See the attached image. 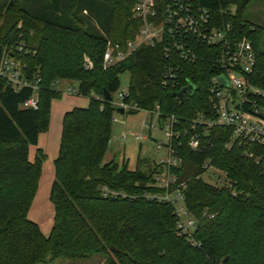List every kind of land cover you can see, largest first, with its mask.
Returning a JSON list of instances; mask_svg holds the SVG:
<instances>
[{
    "label": "trees",
    "instance_id": "16d2710c",
    "mask_svg": "<svg viewBox=\"0 0 264 264\" xmlns=\"http://www.w3.org/2000/svg\"><path fill=\"white\" fill-rule=\"evenodd\" d=\"M29 1L0 0V50L13 49L24 75L40 78L39 106L32 109L21 106L32 87L17 90L0 76V264H50L97 254L105 264H264V144L237 140L229 127L192 128L200 115L213 118L208 88L220 48L198 46L193 63L143 47L105 66L108 39L125 48L139 28L135 0H31L36 9ZM197 1L231 23L236 36L251 40L264 76V28L246 18L253 0ZM232 6L233 12L222 13ZM127 71L122 101L138 109L125 114L158 108L161 116L179 119L173 145L182 163L172 167L177 182L170 189L185 183L197 244L178 228L174 203L145 195L165 191L156 185L155 170L103 161L117 111L113 96ZM57 80L77 81L90 101L64 114L50 192L54 223L46 236L28 217L43 158L40 153L30 160L29 147L49 127L52 100L62 93L53 87ZM190 82L194 90L180 100L176 93ZM193 133L201 140L196 150L188 145ZM210 167L225 173L224 184L203 179Z\"/></svg>",
    "mask_w": 264,
    "mask_h": 264
},
{
    "label": "built area",
    "instance_id": "2783aa9c",
    "mask_svg": "<svg viewBox=\"0 0 264 264\" xmlns=\"http://www.w3.org/2000/svg\"><path fill=\"white\" fill-rule=\"evenodd\" d=\"M132 12L139 21V28L134 37L127 41L125 48L120 43L108 39L103 56L105 66L125 60L143 47L159 49L169 59L176 56L193 63L199 58L198 46L205 44L218 47L219 69L212 75L208 88L209 103L214 115L213 118L200 115L192 122V128L195 129L199 124L204 127H229L233 138L237 140L264 144V76H261L251 40L246 36H236L231 23L220 21L209 8L197 0H135ZM227 12H233V8L222 11ZM22 49L23 44L20 43L18 50ZM0 76L17 90L31 86L33 95L21 106L38 108L40 78L32 81L24 75L23 65L13 49L0 50ZM220 77L223 79L220 80ZM60 82L61 80L54 82L53 87L59 89ZM74 91L75 88H68V92ZM127 94L128 89L120 90L119 99L113 102L114 105L123 107L125 112L138 109L137 105L122 101ZM145 111L152 117L144 123L145 127L150 130L159 126L164 130L167 140H159L157 145L158 149L165 148L168 153V157L161 159L157 164L159 171L154 172L156 185L165 191L145 195L151 199L174 203L178 228L197 244L193 236L197 220L184 203L185 183H179L173 190L170 189L171 185L177 182L172 167L182 163V157L176 153L173 145L174 138L179 134V131L175 130L179 119L175 115L161 116L158 108ZM153 117H156V121ZM136 138L140 140L142 136L137 135ZM200 144V135L193 133L188 139L189 147L196 150L200 148ZM222 180L218 178L219 185L224 184ZM106 191L108 192L107 188Z\"/></svg>",
    "mask_w": 264,
    "mask_h": 264
},
{
    "label": "rangeland",
    "instance_id": "374dc122",
    "mask_svg": "<svg viewBox=\"0 0 264 264\" xmlns=\"http://www.w3.org/2000/svg\"><path fill=\"white\" fill-rule=\"evenodd\" d=\"M29 7L36 9V4L31 0ZM233 10L234 7L232 6ZM246 18L264 28V0H253L249 5ZM264 51V41L262 45ZM120 90L128 89L130 72H124L121 76ZM61 96L52 100L50 124L46 131L39 134L36 144L29 147V158L35 160L37 155L43 154L41 175L37 191L28 212V217L38 223L44 235L51 233L54 223L55 207L50 199L52 184L55 179V160L59 155L60 142L63 129L64 114L75 107L89 105L90 97L79 93L77 81L61 80L58 85ZM75 88L74 92H68V88ZM114 100L118 101L119 93L114 94ZM152 117L145 111L121 114L115 112L112 124V136L104 157V162L115 159L119 163L125 160L130 169L140 168L146 172L159 171L156 165L161 159H166L168 153L165 148L158 149L159 140L166 142V134L159 126L148 129L144 123ZM156 121V117H153ZM156 124V123H155ZM142 136L137 139L136 136ZM203 179L213 184L220 183L218 178L225 180V173L215 167H210L203 174ZM50 264H105V256L97 254L89 259H63L60 258Z\"/></svg>",
    "mask_w": 264,
    "mask_h": 264
},
{
    "label": "water",
    "instance_id": "95a60500",
    "mask_svg": "<svg viewBox=\"0 0 264 264\" xmlns=\"http://www.w3.org/2000/svg\"><path fill=\"white\" fill-rule=\"evenodd\" d=\"M12 1V0H11ZM223 79L220 77V80ZM194 90V85L190 82L187 86L183 87L179 92L176 93V96L182 100L184 98V95L187 93H190L191 91ZM105 97L108 99H111V95L106 91L105 92ZM117 111L120 112L121 114H125V109L123 107H117ZM113 250H116L115 248L112 247Z\"/></svg>",
    "mask_w": 264,
    "mask_h": 264
}]
</instances>
